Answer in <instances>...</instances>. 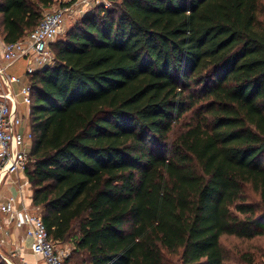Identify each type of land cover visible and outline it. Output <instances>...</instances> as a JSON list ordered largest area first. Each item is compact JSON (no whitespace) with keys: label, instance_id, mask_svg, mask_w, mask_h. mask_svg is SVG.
<instances>
[{"label":"trees","instance_id":"trees-1","mask_svg":"<svg viewBox=\"0 0 264 264\" xmlns=\"http://www.w3.org/2000/svg\"><path fill=\"white\" fill-rule=\"evenodd\" d=\"M53 4L0 0L3 40ZM52 49L27 175L65 264H226L224 235L264 236L259 0H114Z\"/></svg>","mask_w":264,"mask_h":264},{"label":"built area","instance_id":"built-area-1","mask_svg":"<svg viewBox=\"0 0 264 264\" xmlns=\"http://www.w3.org/2000/svg\"><path fill=\"white\" fill-rule=\"evenodd\" d=\"M91 4L84 0L81 11ZM72 7H59L44 13L40 24L30 33L15 42H2L0 51V235L11 236L13 230H24L33 255L45 264H65L70 250L63 243L50 238L42 214L33 204L27 169L33 163L34 134L29 114L33 101V88L22 77L11 73V68L20 60L27 64L26 75L38 69L55 65L57 59L52 44L65 30ZM28 108L27 114L22 110ZM25 182L28 185L25 184ZM26 185V187H25ZM12 187H16L15 192ZM0 237V246L6 245ZM12 256H3L9 264H15ZM21 264H28L22 253Z\"/></svg>","mask_w":264,"mask_h":264},{"label":"rangeland","instance_id":"rangeland-1","mask_svg":"<svg viewBox=\"0 0 264 264\" xmlns=\"http://www.w3.org/2000/svg\"><path fill=\"white\" fill-rule=\"evenodd\" d=\"M91 4L85 8V12L81 11L82 4L84 0H54V4L48 8H45L44 13L47 11H51L57 9L59 7H72L73 10L69 13L65 25V30L62 34L58 36L55 42H58L62 39L66 38L67 33L73 29L84 17V15L91 11H97L102 7L110 8L113 6L114 0H90ZM119 1V0H118ZM259 18L264 19V0H259ZM54 42V43H55ZM26 67L27 64L24 60L18 61L12 68L11 73L22 77L23 82L28 83V76L26 75ZM25 114H27L28 109L24 107L22 110ZM193 110H188L180 121L176 123L177 127L180 126L181 123L189 119L192 115ZM27 185V183L25 182ZM25 185V187H26ZM30 189L33 193V188L31 182L29 181ZM28 188V185H27ZM249 198L253 201H259V197L253 193H249ZM36 211L42 214V209L39 206L34 205ZM221 243L225 249L226 253V264H264V236L263 237H255L253 239H243L238 238L233 235H224L221 238ZM62 247L69 249L72 253L73 244L72 241H68L63 243ZM12 249L1 246L0 248V258L3 259L4 262L9 264L7 260L4 259L3 256H12ZM71 255V254H70ZM70 257V256H69ZM252 258V262L248 258ZM15 264H21L19 257H14ZM67 264H70L69 259L67 260ZM72 264V262H71Z\"/></svg>","mask_w":264,"mask_h":264},{"label":"crops","instance_id":"crops-1","mask_svg":"<svg viewBox=\"0 0 264 264\" xmlns=\"http://www.w3.org/2000/svg\"><path fill=\"white\" fill-rule=\"evenodd\" d=\"M2 42H4L3 37L0 34V51H1V45ZM25 107V106H24ZM23 107V108H24ZM28 109V108H27ZM16 187H12V191L15 192ZM2 220V216H0V221ZM4 239H6V245H3L6 248H10L12 249V251H18L17 256L15 257H19L18 255L20 253H22V255H24L27 259L28 264H45V262L43 261V259L41 257H37L35 255L32 254L30 248H29V242L25 237V232L24 230H13L12 235L9 236H1ZM1 248V246H0ZM20 259V257H19ZM14 260V258H13ZM21 262V259H20Z\"/></svg>","mask_w":264,"mask_h":264}]
</instances>
